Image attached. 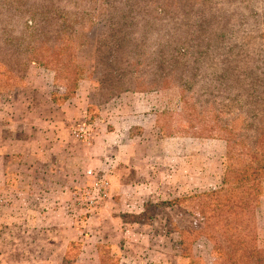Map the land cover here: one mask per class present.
Here are the masks:
<instances>
[{"label":"rangeland","instance_id":"374dc122","mask_svg":"<svg viewBox=\"0 0 264 264\" xmlns=\"http://www.w3.org/2000/svg\"><path fill=\"white\" fill-rule=\"evenodd\" d=\"M183 1L194 11L216 9L240 23L235 41L241 49L221 48L204 58L203 72L188 94L176 74L160 87L159 78L148 72L142 89L102 101L100 83L90 76L100 82L114 54L113 66L123 72L134 56L151 67L161 63L158 51L181 35L171 19L184 14ZM257 9L264 10V0H0V131L2 120L13 116L16 93L38 86L44 101V92L52 88L59 105L88 100V116L69 129L82 145L76 156L94 143L100 119L109 123L119 117L133 125L127 128L131 136L142 134L134 123L149 128L140 143L151 166L149 182L135 190L131 178L113 182L109 170L78 162L76 175L86 179L66 186L58 164L44 159L38 165L34 155L14 154L3 167L0 159V264H260L264 196L254 199L249 211L237 208L231 214L224 205L241 194L218 191L228 166V138L220 128L234 120L237 132L257 130L264 118V22L260 27ZM106 17L134 19L139 25L119 21L121 31H115L116 19L105 23ZM135 47L145 53L131 54ZM222 63L228 78L217 80ZM105 78L106 91L112 92L117 78ZM155 78L159 84H153ZM130 93H138L135 105ZM256 114L258 120H251ZM215 122L220 131L204 133ZM79 124L90 129L89 142L73 135ZM102 178L110 182L109 197L88 202L83 190ZM112 194L117 206L110 208ZM98 213L115 218L102 222L108 238L102 244L101 225L90 224ZM121 221L132 225L127 238L116 230Z\"/></svg>","mask_w":264,"mask_h":264},{"label":"trees","instance_id":"16d2710c","mask_svg":"<svg viewBox=\"0 0 264 264\" xmlns=\"http://www.w3.org/2000/svg\"><path fill=\"white\" fill-rule=\"evenodd\" d=\"M189 4V1H183L182 6L185 8ZM195 5L196 4L193 6ZM189 7H186L184 14L180 13L177 17L171 19V22L177 21L176 24L178 29L181 30V35L178 33L179 40L177 42H173L171 38V41L166 45L164 50L158 51L162 54L163 61L161 63H157L155 67H151V64L146 65L143 61L138 60L137 56H134L128 63V68L124 69L123 72L113 66L115 60L114 54L106 63L107 66L110 68L112 67L106 75L116 77L118 82L116 86H113L112 92L106 91V75L101 76L100 72V82L94 77V74V76H90L93 78L94 82L100 83V85H98L100 87V99L102 101L117 99L124 91H131L133 89L138 91L142 89V86L146 83L145 78H147L148 72L153 73L159 78L160 84L162 85H160V87H165L164 85L169 83L168 79L170 78V73L176 74V79H178L177 81L183 88V93L188 94L190 93V88L194 85L193 79L199 77L203 72V65L205 64L204 58L210 57L214 52L216 53L217 50L220 51L221 48L224 49L225 52H227L228 49L230 53L237 47L241 49L239 42L235 41L238 40L235 35V29L237 26H240V23L233 22L232 17L229 18L225 15H218V10L216 9L209 8L210 12L207 13L208 11L204 7H197L195 11ZM113 9V12H115V7H113ZM255 14L258 15V23L260 21L264 22L263 9H257ZM119 18L120 17H106L107 21L105 23H108L111 19H116V30H114L121 31ZM120 22L128 26L131 24H135V26L139 25L136 20L134 22V19L129 22V18L122 19ZM259 26L262 27L263 25L259 23ZM246 33H248V31ZM134 50L131 54L134 53V55H136L145 53V51L138 49H136V51ZM221 65V71H219L218 75H215L217 80L228 78L226 64L222 63ZM160 70L164 72L163 75L159 74ZM128 75L129 81H126ZM154 82L153 84L158 83L156 82V78ZM68 99L69 98H66V101ZM53 101L58 103L54 96ZM254 119L258 120V114L251 118V120ZM260 123L257 130L243 128L242 131L237 132L234 120L229 121L224 127H221V131L217 129L218 125L215 122L213 128L204 131V133L206 132L210 135L211 133L216 134L219 131L227 134L228 166L225 170L223 185L218 191H238V193L241 194L240 197L232 198V204L224 205L225 207H229V210L232 211L230 212L231 214H234L237 208H245L249 211L253 206L254 199H260L264 196V118ZM249 221L250 218L247 217L245 222ZM227 229L229 230L228 226ZM259 263L264 264V256L259 260Z\"/></svg>","mask_w":264,"mask_h":264},{"label":"crops","instance_id":"0c3cea01","mask_svg":"<svg viewBox=\"0 0 264 264\" xmlns=\"http://www.w3.org/2000/svg\"><path fill=\"white\" fill-rule=\"evenodd\" d=\"M37 87L29 85L26 92L24 88L21 93H16L13 98L14 117L12 116L10 120H2L0 159L3 167L6 163V157L9 155L31 154L39 159L38 165H41L44 159L45 163L60 165L63 171L62 181L66 186H74L77 184L76 180L82 179L81 176L76 175L81 165L85 168L94 167L109 170L113 182L122 181L125 183L128 178H131L132 184H135V190L139 188L140 183L149 182L151 166L149 161L142 156L144 153H142V144L140 143L143 135L150 131L149 128L143 130L145 122L134 123L140 124L139 128L142 130V134L131 136L127 128H131L133 125H128V121H124L123 118L114 117L112 121L109 120V123L100 119V123H97L99 126L93 133L94 143L92 142L89 146L85 145L83 155L78 157L74 150L79 149L82 145L73 140L69 129L73 124L85 120L88 116V95L85 98L87 101L82 104L79 99L75 98L59 105L53 101L52 88L50 91L44 92V101H42L40 89L36 91ZM130 94V103L135 105L139 100L138 93ZM24 103L26 104L23 107ZM18 110L19 114L16 115ZM109 124H113L114 127ZM10 128H12L13 133ZM124 154L129 155L126 158L123 157ZM76 162L81 163V165ZM77 166L79 167L77 168ZM85 179L84 177L82 180ZM112 192L114 194V187ZM134 192L137 193V191ZM113 194L111 203H109L110 208H113L112 205L117 206ZM102 214L98 213L99 217L95 216L96 218H91L90 221V224L93 222V224L101 225L99 231L100 244L108 240L102 222H106L107 219L105 218L107 217L109 220L115 219L113 213L105 217ZM118 219L121 220L120 217ZM116 225H118L116 230L120 231L123 238L130 235L132 225L125 222H122L121 225L120 222H116ZM127 245H131L132 248L137 246L131 241H127Z\"/></svg>","mask_w":264,"mask_h":264},{"label":"built area","instance_id":"2783aa9c","mask_svg":"<svg viewBox=\"0 0 264 264\" xmlns=\"http://www.w3.org/2000/svg\"><path fill=\"white\" fill-rule=\"evenodd\" d=\"M86 124H79L73 127V135L82 141L91 140V133ZM89 174H93V171H89ZM90 189L83 190V196L87 197L88 202L94 203L95 201L105 200L110 195V182L106 179L97 180ZM99 202V201H98Z\"/></svg>","mask_w":264,"mask_h":264}]
</instances>
